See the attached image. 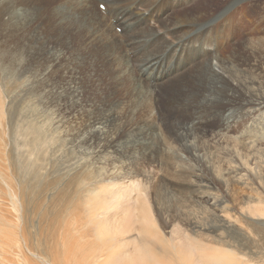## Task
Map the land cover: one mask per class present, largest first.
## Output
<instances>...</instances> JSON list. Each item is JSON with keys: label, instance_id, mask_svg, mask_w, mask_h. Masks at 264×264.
<instances>
[{"label": "rangeland", "instance_id": "1", "mask_svg": "<svg viewBox=\"0 0 264 264\" xmlns=\"http://www.w3.org/2000/svg\"><path fill=\"white\" fill-rule=\"evenodd\" d=\"M198 1L196 0V2ZM58 2L59 0H26L25 4L20 7V11L18 10L14 17L10 18V16L4 15L3 8L5 6L1 5L0 0V264H58L56 262L58 252L55 250L58 238L63 241V245L61 243L58 248L64 258L61 264H83L81 262L83 252L79 247H76L78 240L65 235V232L59 236V233L62 232V223L59 218L61 212L64 213L66 209L62 198L75 193L77 184H73V181L76 178H85L86 184H88V177L95 179L92 180L91 187L99 181L96 186L100 185V188L103 187L102 185L105 186V182H109V180L116 181L117 179V181H122L121 183L128 184V179H139V182H142L141 185H144H142V190L145 187L147 198L145 201L140 199L132 202V204L135 203V205L133 204L135 207L129 202L128 204L132 208L126 204V208L121 209L128 213L133 210L137 211V214H133V218H128L125 225L129 226L133 223L132 225L137 224V227L141 228L143 218L136 221L134 217L142 210L150 208L146 216L154 218L153 220L157 222L162 233L170 237L172 241L177 239L175 243H178L180 236L183 238L185 233H193L191 227L188 226L191 219L196 222L201 221L200 223L205 224L206 227L211 225L209 228L212 229V226L219 224V219L236 215L237 218L239 217L237 220L239 223L236 221V225L232 228H237L233 231L236 234L232 233V236L227 237L232 232H227V229H221V232L220 229H214L211 234L215 236L217 233H223L224 238L233 244L232 247L241 253L239 255L248 260L251 259L253 264H264V231L253 228V225L249 227L247 224L251 218L250 214L244 213L241 207H245V202L251 196L246 197L244 196L246 192L241 193V184L231 183V188L235 192H240L230 193L217 205L215 202H211L213 201L211 197L198 196L192 192L193 184L197 183L195 176L187 180L184 177L178 179L174 175L172 166L177 165L175 163L178 159L187 160L188 157L185 152L170 145V141L167 139L171 133L170 126L172 124L175 129L179 128L184 138H188L186 131L181 130L180 126L189 123L194 112L192 109H187L188 111L185 112L177 109L180 105L177 106L172 100L175 101V95L179 92L180 86L176 85L168 89L166 81L175 77L177 73H181L185 67H182L179 61L174 64L169 73L162 77L160 85L156 88L155 94L159 97L158 103L155 105L148 98L147 100L151 101L146 103L142 113L143 105L135 104L136 97H130L133 96L132 93H128L127 90L120 92H116L114 89L107 90L109 86L114 87L113 84L116 82H109L105 78H103V82L97 80L94 73L96 71L90 64V55L85 54L88 53L85 47L87 43L85 32L79 30L76 24L60 22V16L51 12ZM101 6L104 5L101 4L98 7L96 5L97 8L104 11ZM201 6L204 11L195 9L193 4L188 6V10L194 12L197 17H215V25H218L217 18L232 16V22L228 23V26H231L232 34L225 42V47L219 51V55H230L235 60L248 59L249 62L252 61L255 56L243 49V40L251 35L255 37L258 33L255 30L256 26L242 20L254 15L264 16V0H206L204 4L201 3ZM202 14H204L203 17ZM241 21L242 23H240ZM148 23L157 26L156 21L152 18L148 19ZM15 24L25 25V28H20L19 32ZM257 27L262 29L264 25H257ZM115 29L119 34L124 32L120 27ZM213 41L215 42L214 39ZM205 45V50L211 49L214 53L206 63L216 66L218 60L215 57V43ZM158 46L163 45L158 44ZM260 46H262L261 56L264 54V40L258 47ZM146 47L144 52L147 54L155 52L149 44ZM55 53L57 56L60 55L58 59L52 58ZM70 53L73 56L69 58V61L75 65L72 69L61 67L60 64H63V60ZM87 55L89 58L85 57ZM256 58L258 57L256 56ZM215 66L214 68L219 71V67ZM91 69L94 70L93 73ZM109 99H112L111 102ZM177 102L179 103V99ZM118 103L120 104L118 105ZM95 107L103 108L104 114L107 112V107H111L110 110L118 116L113 125H101V134H97L93 127L89 130L85 126L87 123L86 113ZM156 111H161L166 115L167 121H170L169 126L164 125L165 127L160 130L157 128L150 130L148 126H143L142 129L137 127L141 123V119L152 121ZM225 115L228 117L230 112L228 111ZM216 122L217 119L211 120L206 127L211 128ZM200 128L202 127L200 126ZM111 135L112 138H110ZM143 139L149 142L150 148V152L147 153L148 157L145 155V160L142 158V148L139 146ZM109 144H114L116 147H110ZM118 145L119 147H117ZM208 152L211 154L210 150ZM194 153L198 155L197 151ZM139 159L140 161H138ZM210 160L211 158L208 159L209 162ZM127 164H133L136 169L133 165ZM113 166L115 170L112 169ZM92 168L94 169L92 170ZM100 170H105L106 173ZM120 170L121 172H119ZM141 173L142 175H140ZM212 191H220L217 180ZM212 208L213 211H209ZM224 208L226 210H223ZM128 213H125V216H128ZM78 214L80 215L78 216ZM78 214L75 218L79 217V221L81 213ZM2 216L12 217L10 223L3 220ZM240 217L244 218V224ZM65 219L67 227L73 218L69 216ZM87 221L88 219L84 215L82 221L84 227H77V233L93 234V227H87ZM239 224L245 225L244 228ZM147 228L146 226L142 230L146 232ZM246 228L250 229L252 234ZM204 231L206 233V229ZM26 232L29 237L27 243L23 237ZM208 233L210 234V231ZM159 239H161L160 236ZM162 240L164 247L169 246L165 242L166 239ZM198 242H202L201 239H198ZM198 242L195 244L198 245ZM163 246L156 245V250L154 249L159 264H177V260L169 254L168 250L160 251L164 249ZM130 247L134 256L137 252L136 248L133 244ZM165 249L167 248L165 247ZM52 254H55L53 261ZM123 264H129V262L123 261Z\"/></svg>", "mask_w": 264, "mask_h": 264}, {"label": "bare ground", "instance_id": "2", "mask_svg": "<svg viewBox=\"0 0 264 264\" xmlns=\"http://www.w3.org/2000/svg\"><path fill=\"white\" fill-rule=\"evenodd\" d=\"M25 2L26 0H1V5L5 6L3 8L4 15L13 18ZM205 2L206 0L202 2L201 0L198 2L196 0H59L51 12L60 16V22L76 24L79 30L85 32V40L87 41L85 47L88 53L85 51L84 53L90 55V64L96 71L91 69V72L95 73L97 80L102 81L105 78L109 82H116L115 84L112 83L115 85L114 87L109 86L107 90L114 89L116 92L127 90L128 93H132L133 96L130 94L129 96L136 97L135 104L137 106L143 105L141 112L144 111L147 102L150 103L152 100L153 104L158 103L159 97L155 93L156 88L160 85L159 82L164 75L169 73L177 61L181 62V66L185 67V70L177 73L175 77L166 82L168 89L176 85L180 86H178L180 90L175 95V101L172 100L174 104L181 106H178L177 109L183 110V112L192 109L194 113L189 123L180 126L181 130L186 131L188 138H184L179 128L175 129L172 124L170 136L169 138L166 137L170 141H168L170 145L185 152L188 157L187 160L178 159L175 163L177 165L172 166L174 175L178 179L184 177L187 180L195 176L197 183L193 184L192 192L198 196L211 197L213 200L211 202H215L217 205L232 192H234L233 194L240 191L241 193L246 192L244 196L249 195L251 197L245 202V207H241V209L244 213L250 214V219L247 216L249 219L247 224L249 227L253 225V228L264 231V222H262L264 221V54L260 56L262 46L258 47L264 40V27L262 29L257 27V25H264V16L254 15L246 19L243 18L242 21L256 26L257 36L251 35L243 40V49L255 57L250 62L248 59L235 60L230 55H219V51L225 47V42L232 34L231 26H228V23L232 22V16L217 18L216 23L218 25H215V17H197L194 12L188 10V6L193 4L195 9L204 11L201 3L204 4ZM101 4L105 6L104 11L97 8ZM205 11L208 12V10ZM155 12L156 15H154ZM203 16L204 14H202ZM149 18L154 19L157 26L149 24ZM151 22L153 23V21ZM15 26L20 32L19 29L25 25L15 24ZM116 27L123 29V34H119L115 29ZM66 29L68 28L66 27ZM82 42L85 41L82 40ZM209 42L215 43V57L218 60L216 66L219 67V71L214 68L215 65L207 64L209 58L214 54L211 49H204V45H209ZM148 44L155 50L154 53L147 54L144 52ZM158 44L163 46H158ZM58 56L60 55L58 54ZM58 56L55 53L52 58L58 59ZM72 56L73 54H68L60 66L72 69L75 65L69 61ZM208 67L209 69H207ZM148 98L151 100L148 101ZM178 99L180 104L177 102ZM99 107L89 110L86 113L87 119H85L87 121L86 128L90 130L93 127L97 134L102 133L101 125H113L118 118L110 110L111 107H107L105 114L102 111L104 109ZM228 111L230 115L225 117ZM155 113L152 121L145 118L141 119V123L137 127L142 129L143 126H148L150 130H156V128L160 130L166 125L169 126L170 121H167L166 115L161 111ZM137 117L139 118V114ZM214 119H217L216 124L207 128L206 125ZM200 126L205 128L202 129ZM109 146L116 147L114 144H109ZM139 146L142 148V158L145 160V155L148 157L147 153L150 152L149 142L143 139ZM209 150L211 154L208 152ZM195 151L198 152V155H195ZM210 158L209 162L208 159ZM133 167L135 166L133 165ZM101 169L103 168L101 167ZM112 169L115 170L114 166ZM105 170L107 171V169ZM105 170L100 171L106 173ZM36 177L38 176L36 175ZM109 177L111 178V175ZM88 178V184H86L85 178H76L73 181V184H77L75 193L62 198L66 209L64 213L61 212L59 218L62 223V232L59 233V236L65 232V235L75 237L78 240L76 247H79L83 252L81 258L83 264H123V261H128L129 264H159L154 249L156 250V245L163 246L161 242L163 238L166 239L165 242L169 246H165L167 249L163 246L164 249L160 251L168 250L169 254L177 260V264H253L251 259L248 260L239 255L241 253L232 247L233 244L224 238L223 233H217L215 236L211 234L214 229H220V232L221 229H227V232L232 231L227 237L232 236V233L236 234L233 232L236 227L232 229L239 219L236 215L219 219V224L212 226V229L209 228L211 225L206 227L205 224L200 223L201 221L196 222L191 219L188 226L191 227L193 233H185L183 238L180 236L178 243H175L177 239H173L174 243H171L173 242L171 238L162 233L157 222L153 220L154 218L146 216V213L150 211L147 205L148 210H142L134 217L136 221L143 218L141 228H138L137 224L132 225L133 223L129 226L125 225L128 218H133V214H137V211H130L129 214L121 209L126 208L125 205L129 202L132 204V202L140 199L145 201L147 198L145 187L142 190L144 185H141L142 182H139V179H128V184H126L117 181L115 178L116 181H106L107 184L105 182V186L102 185L103 187L100 188V185L96 186L99 181L94 183L96 184L95 187H91L92 180L95 179ZM123 178L125 179V177ZM216 180L220 185V191L216 192L220 194L212 191ZM102 181L104 182L105 179ZM231 183L241 184L242 188L239 192H235L231 188ZM219 195L223 196L218 197ZM233 201L235 202V200ZM241 201L243 200L241 199ZM130 204L127 206L131 207ZM133 204L135 205V203ZM209 211H213V208ZM79 212L81 213V220L78 221L79 217L75 218V216ZM125 213H128V216H125ZM151 214H153L152 211ZM84 215L88 219L87 227H93V234L77 233L76 229L81 228V226L84 227L82 223ZM69 216L74 220L72 219L70 225L66 227L65 218ZM10 218L2 216V219L8 224L11 221ZM240 218L242 219V217ZM243 219L241 220L242 223L244 222ZM66 224L68 225L67 222ZM146 226L148 228L144 232L142 228ZM242 226L244 228L245 225ZM204 229H206V233ZM247 231L250 232V229ZM23 237L27 243L29 240L27 232L24 233ZM198 239H201L202 242H198ZM196 242L198 245L195 244ZM61 243L63 245L62 239H56L55 250L58 252L56 257L58 264L64 260L62 253L58 251ZM132 244L137 251L134 256L130 247ZM53 260H55V254H52Z\"/></svg>", "mask_w": 264, "mask_h": 264}, {"label": "snow or ice", "instance_id": "3", "mask_svg": "<svg viewBox=\"0 0 264 264\" xmlns=\"http://www.w3.org/2000/svg\"><path fill=\"white\" fill-rule=\"evenodd\" d=\"M103 7V6H102Z\"/></svg>", "mask_w": 264, "mask_h": 264}]
</instances>
